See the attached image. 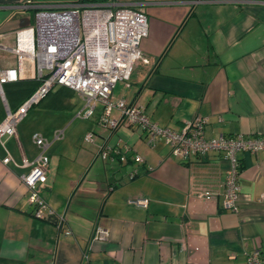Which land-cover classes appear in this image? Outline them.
<instances>
[{
  "label": "crops",
  "instance_id": "obj_1",
  "mask_svg": "<svg viewBox=\"0 0 264 264\" xmlns=\"http://www.w3.org/2000/svg\"><path fill=\"white\" fill-rule=\"evenodd\" d=\"M75 1L0 0L1 66H16L8 48L17 31L32 36L36 7ZM94 1L140 8L147 17L140 48L149 62L134 65L114 96L143 104L150 120L176 130L205 117L206 139L264 137V0ZM37 85L35 64L25 60L18 79L3 85L7 107L15 110ZM83 107L77 91L57 85L28 109L16 136H0V264H238L255 248L264 257V150L238 153V208L224 209L218 183L229 162L221 151L175 158L136 126L103 131L101 106L89 118L75 115ZM5 114L0 98V122ZM89 131L93 142L84 140ZM34 133L49 141L43 212L56 218L33 213L19 177L39 151ZM197 189L217 194L206 200L191 193ZM139 195L146 206L130 202ZM97 224L108 230L104 241L91 240Z\"/></svg>",
  "mask_w": 264,
  "mask_h": 264
},
{
  "label": "built area",
  "instance_id": "obj_2",
  "mask_svg": "<svg viewBox=\"0 0 264 264\" xmlns=\"http://www.w3.org/2000/svg\"><path fill=\"white\" fill-rule=\"evenodd\" d=\"M29 30L32 33L29 38L24 36L25 30L17 31L15 45L8 48L16 55V66L5 68L0 64V98L6 110L0 122V136H16L18 123L32 105L37 104L53 87L67 86L77 91L84 101L83 110L77 112L78 117L89 118L97 104H101L97 123L103 131H114L122 125L136 126L145 133L148 143L162 140L169 147L170 155L183 160L190 155H204L210 150L221 151L229 162L223 181L218 183L223 195L222 207L234 211L238 208V177L241 172L238 153L264 150V137L235 134L206 139L205 117L195 116L176 130L150 120L143 104L113 94L115 84L124 80L134 65L149 62L140 48L142 39L148 34L147 17L142 9L88 0L57 7H36L34 25ZM25 60L34 62L38 85L15 110H10L3 85L18 79ZM62 135L63 130L59 129L54 132L53 138ZM95 136V132L89 131L84 140L93 142ZM32 137L39 151L30 163H26L30 166L29 170L19 177L28 190L33 213L40 218H56L51 210L43 212L47 205L42 191L48 181L49 156L46 148L49 141L39 133H34ZM128 149L127 145L124 152H119L120 161L127 159ZM107 155V145L100 146L97 156L104 159ZM132 158L142 161L138 154H133ZM9 160L6 156L2 161L7 163ZM136 171L132 169L129 177H133ZM191 193L206 200L217 194L209 189H197ZM260 198H264V194ZM130 202L144 207L148 199L139 195L132 197ZM108 234L105 227L97 224L92 230L91 240L104 241ZM262 263L264 257L255 248L243 263L238 264Z\"/></svg>",
  "mask_w": 264,
  "mask_h": 264
},
{
  "label": "rangeland",
  "instance_id": "obj_3",
  "mask_svg": "<svg viewBox=\"0 0 264 264\" xmlns=\"http://www.w3.org/2000/svg\"><path fill=\"white\" fill-rule=\"evenodd\" d=\"M123 89V83H122V80H119L116 84V90L119 91V90H122ZM97 106H101L100 103L97 104ZM79 111V110H78ZM77 111V112H78ZM77 112L75 113V115L77 114ZM116 110L113 111V113H115ZM81 118V117H80Z\"/></svg>",
  "mask_w": 264,
  "mask_h": 264
},
{
  "label": "trees",
  "instance_id": "obj_4",
  "mask_svg": "<svg viewBox=\"0 0 264 264\" xmlns=\"http://www.w3.org/2000/svg\"><path fill=\"white\" fill-rule=\"evenodd\" d=\"M91 1H94V0H91ZM10 82H12V81H10ZM36 87H37V86H36ZM34 90H35V89H34ZM34 90H33V91H34ZM33 91H32V92H33ZM32 92H31V93H32ZM31 93H30V94H31ZM30 94H29V95H30ZM29 95H28V96H29ZM28 96H27V97H28ZM27 97H26V98H27ZM26 98H25V99H26ZM43 98H44V97H43ZM43 98H42V99H43ZM25 99H24V100H25ZM42 99H41V100H42ZM24 100H23V101H24ZM41 100H40V101H41ZM40 101H39V102H40ZM39 102H38V103H39Z\"/></svg>",
  "mask_w": 264,
  "mask_h": 264
}]
</instances>
